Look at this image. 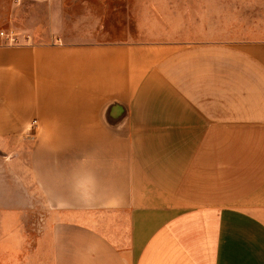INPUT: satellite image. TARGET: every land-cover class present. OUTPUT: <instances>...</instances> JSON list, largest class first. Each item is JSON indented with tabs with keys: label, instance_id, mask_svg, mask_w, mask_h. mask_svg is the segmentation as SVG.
Here are the masks:
<instances>
[{
	"label": "crops",
	"instance_id": "crops-1",
	"mask_svg": "<svg viewBox=\"0 0 264 264\" xmlns=\"http://www.w3.org/2000/svg\"><path fill=\"white\" fill-rule=\"evenodd\" d=\"M0 264H264V0H0Z\"/></svg>",
	"mask_w": 264,
	"mask_h": 264
},
{
	"label": "built area",
	"instance_id": "built-area-1",
	"mask_svg": "<svg viewBox=\"0 0 264 264\" xmlns=\"http://www.w3.org/2000/svg\"><path fill=\"white\" fill-rule=\"evenodd\" d=\"M0 34H1L2 36H5V38L7 39V41H8L9 43H12V42H14V41L16 40V35H15V33H14L13 30H10V31L7 32V33H6L5 31H1Z\"/></svg>",
	"mask_w": 264,
	"mask_h": 264
}]
</instances>
